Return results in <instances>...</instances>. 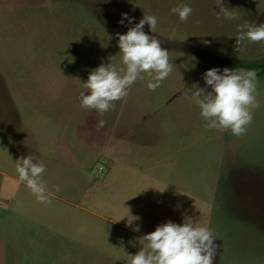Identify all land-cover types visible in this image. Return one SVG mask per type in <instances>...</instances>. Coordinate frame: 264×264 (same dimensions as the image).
Masks as SVG:
<instances>
[{"label": "rangeland", "instance_id": "1", "mask_svg": "<svg viewBox=\"0 0 264 264\" xmlns=\"http://www.w3.org/2000/svg\"><path fill=\"white\" fill-rule=\"evenodd\" d=\"M180 2L0 0V127L8 130L0 135V180L18 175L22 125L26 155L45 165L50 201L25 185L11 204L0 199V264H127L126 255L146 248L145 234L168 220L180 224L184 214L212 230L217 264H264V77L256 78V106L241 136L204 127L187 98L215 67L209 59L264 60V43L235 50L238 24L264 23V0H222L234 19L216 14V0H183L192 7L183 22L170 11ZM122 13L133 23L157 17L153 32L147 23L144 31L173 67L155 90L141 73L99 113L81 107V83L102 62L123 67L114 35L127 30L117 23ZM115 135H131L113 141L125 165L100 156L101 141Z\"/></svg>", "mask_w": 264, "mask_h": 264}, {"label": "clouds", "instance_id": "2", "mask_svg": "<svg viewBox=\"0 0 264 264\" xmlns=\"http://www.w3.org/2000/svg\"><path fill=\"white\" fill-rule=\"evenodd\" d=\"M216 6H219L216 11L218 16L223 15L225 19L235 18L222 0H216ZM170 11L183 22L188 19L192 7L181 0ZM117 23L127 28L123 34H114L123 67L100 63L89 71L87 79L81 83L87 92H80L78 97L81 107L95 109L99 113L114 108L112 102L125 97L128 87L137 79L143 78L141 73L151 76L146 87L155 90L173 67L169 63L168 50L161 47L160 40L144 31L145 23L151 33L156 28L157 17L154 14H143L138 22L133 23L132 17L122 13ZM236 27L235 50H239L244 41L264 43V23L256 26L255 23L245 21ZM202 79L204 86L194 84L187 98L198 106L204 127L227 129L234 136L245 134L252 121L250 108L256 106L255 71L242 67H212L204 71ZM104 124L105 121L100 120L97 126L103 127ZM13 163L18 179L25 182L36 199L42 203L50 202L41 179L45 171L44 163L34 162L30 155L19 157ZM142 239L146 248L140 249L134 255H126L129 257L127 264H213V258L217 254L212 230L187 214L182 216L180 224L168 220L157 225Z\"/></svg>", "mask_w": 264, "mask_h": 264}, {"label": "crops", "instance_id": "3", "mask_svg": "<svg viewBox=\"0 0 264 264\" xmlns=\"http://www.w3.org/2000/svg\"><path fill=\"white\" fill-rule=\"evenodd\" d=\"M3 105V104H2ZM2 105H0V106H2ZM0 111H3V110H1L0 109ZM10 114H12V113H10ZM21 127H19V129L20 128H22L20 131H18V133H17V136L20 138L18 141H20V142H22V143H20L18 146H17V149H18V153L19 154H21L20 156H22V157H24L25 155H26V153H27V144L25 143V141H27V139H25L20 133H24V131H23V126L22 125H20ZM8 130H7V128L5 127H0V135H2V136H6V135H8L7 132ZM131 136V135H130ZM129 135L128 136H122V137H120V136H118V135H115L114 137H113V140H112V142H110V143H103V141H101L102 143V146H103V152H102V154H100V156L101 155H103V157H105V153L106 154H108V158H109V162H108V165H111V166H113V164H115V163H118V164H122V165H125V164H127V162H128V159L126 160V157L127 156H124L122 159H120L119 161L117 160V159H115V157H114V151H113V141H116V142H119V141H125V139H131V137H130ZM24 142V143H23ZM32 151H34V152H37V150L36 149H32ZM126 152H127V155H128V149H126ZM125 152V153H126ZM107 159V158H106ZM127 166V165H126ZM103 170V168L100 166L99 168H98V171L100 172V171H102ZM3 174V173H2ZM1 174V180H0V199L1 200H6V202H7V204H11V201L14 199V195H15V193H16V189H17V187L19 186V185H25V182H23V181H20L19 179H18V175H15V173L14 174H3L2 175ZM26 186V185H25ZM51 196H52V194H50ZM52 197H54V196H52ZM243 221H245V219L243 220ZM209 223H210V220H209ZM135 233V232H134ZM217 256L215 255V257H214V263L215 264H217Z\"/></svg>", "mask_w": 264, "mask_h": 264}, {"label": "trees", "instance_id": "4", "mask_svg": "<svg viewBox=\"0 0 264 264\" xmlns=\"http://www.w3.org/2000/svg\"><path fill=\"white\" fill-rule=\"evenodd\" d=\"M209 62L213 64L215 67H229V68L242 67L245 69H252L255 71L256 78L264 77V60L258 62H238V61H215L209 59Z\"/></svg>", "mask_w": 264, "mask_h": 264}]
</instances>
